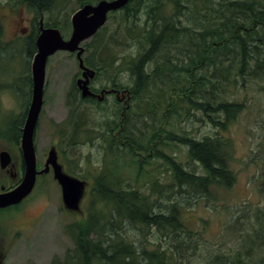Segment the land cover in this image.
<instances>
[{
	"label": "trees",
	"instance_id": "1",
	"mask_svg": "<svg viewBox=\"0 0 264 264\" xmlns=\"http://www.w3.org/2000/svg\"><path fill=\"white\" fill-rule=\"evenodd\" d=\"M67 1L23 0V3L36 13L58 6V15ZM98 1L75 0L77 9ZM142 9L146 10L144 21L123 29L128 39H136L139 44L135 55L119 59V64L130 74L131 84L122 87L110 77L109 85L102 86L130 91L132 106L122 117V123L125 120L120 134L124 156L118 165L122 166L123 176L115 173L118 165L101 170V166L91 164L88 158L87 165L95 176L91 181L86 218L65 228L79 264H183L191 231L179 221L183 205L175 196L165 199L168 198L163 197L167 195L165 191L174 184L178 190L175 194L179 196L197 193L208 197L211 188L229 189L236 176L229 169L228 160L232 155L229 139L217 134L198 140L178 130L174 121L167 123V120L177 122V118L184 115L196 120L205 117L223 132L243 107L237 97L238 87L243 89L247 84L260 83L259 91L264 90V0H128L122 9L110 13L108 20L112 18L125 25ZM44 24L62 29L61 25H48L45 21ZM104 31L105 28H101L86 43L87 53L97 48L95 44H103ZM35 38L33 32L26 40L30 54L35 52ZM96 52L93 49L91 55L95 56ZM94 56V62L83 58L87 66L97 71L98 77L99 70L109 71V67L98 69L96 62L103 64L104 60ZM27 80L30 87V79ZM77 93L72 82L65 98L67 115L55 126L70 145L78 144L82 134H89L83 127V112L79 114L74 105L82 100ZM26 111L18 120H10L8 127L13 136L8 139L19 137ZM133 114L137 120L132 121ZM148 114L153 119L148 121ZM138 124L147 131L143 133ZM93 135L96 138L97 134ZM180 145L187 147V158L195 165L191 171L185 170L174 154L163 150L167 147L177 150ZM148 150L153 151L155 160L167 167L171 174L169 182L161 183L160 176L146 181V174L150 173L140 165L135 152ZM106 153L110 154L107 164L111 160L120 161L115 160L117 155L114 158L113 152ZM95 166L98 167L94 169ZM197 168H201V174L196 173ZM166 200L168 204L163 202ZM166 208L168 212L162 211ZM239 222V219L233 221ZM130 228L140 231L141 239L134 241L129 237L126 232ZM155 230L158 240L142 239L149 233L154 236ZM241 233L242 229L239 235ZM252 245L254 252L250 253L243 245L237 246L235 253L215 254L207 264H264L261 257L251 259L264 249V239Z\"/></svg>",
	"mask_w": 264,
	"mask_h": 264
},
{
	"label": "rangeland",
	"instance_id": "2",
	"mask_svg": "<svg viewBox=\"0 0 264 264\" xmlns=\"http://www.w3.org/2000/svg\"><path fill=\"white\" fill-rule=\"evenodd\" d=\"M56 7L41 14L28 8L23 0H0V152L13 154V147L4 139L12 133L8 124L10 120L11 122L18 120L30 103L31 92L28 96L27 78L30 77V64L34 52L32 54L28 52L27 38L35 33L40 18L48 25H61L62 29L59 30L65 39L70 35V17L77 9L76 2L67 1L66 7L58 12V15L56 14L58 6ZM145 11L139 10L138 15L129 19L125 25L112 18L110 21L107 20L104 25L103 44H95L97 48L89 49L88 53L85 50L83 57H88L91 62H94L92 50L98 51L94 57L104 60L103 64L96 62L98 69L109 67V71L99 70L100 75L92 79V85L98 88L108 86L107 81L110 77L122 87L131 84L130 74L125 66L119 64V59L135 55L139 44L136 39H128L123 29L142 23L146 18ZM89 41L90 39L86 40L82 45L85 46ZM79 72L74 54L58 52L47 61L43 103L34 139L37 167H43L47 153L54 144L66 142L57 133L55 126L61 124L67 115L65 98L71 83L81 78ZM258 84H247L243 89L237 86L239 89L237 97L243 107L235 121L227 125L223 132L210 124L205 117L203 120H196L190 118L191 115H184L182 118L176 116L177 122L171 118L167 120V123L174 121L180 128L178 130L186 131L190 137L198 140L217 134L229 139L232 149L231 158L228 160L229 169L236 176L235 183L229 189L211 188V196L208 197H200L197 193L179 196L175 194L178 190L174 184H170L169 189L165 191L167 195L163 197H168L165 199L170 200L175 196L183 205L180 206L179 221L191 231L189 242L186 244L189 248L183 254L186 256L184 260L182 259L183 264H207L213 255L218 253L231 255L238 249L237 246L241 245L251 253L256 251H252V243L264 239V90L259 91ZM172 96L169 95L174 103ZM81 101H76L74 105L79 109V114L83 112L82 115L85 117L83 127L89 134H82L80 142L70 146L69 152L67 146H58L59 152L63 151L64 155L65 169L64 167V170L62 169L64 173L86 182V190L79 209L70 212L64 208L60 187L53 179L52 173L40 177L31 195L17 210L0 211L1 264H52L53 260L56 264H79L73 256L74 245L65 233V228L86 218V210L91 201V181L95 176L87 165V159L89 158L91 164L101 166V170L122 163L123 141L115 140L114 133L118 121L116 123L113 121L126 114L128 110L123 108L120 116V107H116L113 98L109 99L106 105H89ZM131 101L129 100V103ZM125 103L124 97L123 106ZM134 115L132 121L136 119ZM148 115V121L149 118L153 119L151 114ZM139 127L143 133L147 131L144 126ZM90 131L97 134L96 138ZM90 137L93 138L92 141L88 140ZM163 150L168 154H174L185 170L191 171L195 166L187 158L186 146L180 145L173 151L169 147ZM106 151L113 152L114 158L117 155L115 160L120 161L114 163L111 160L107 164L110 154ZM116 152H120L119 155L115 154ZM135 156L140 165H144L145 170L150 173L146 174V181L160 176L161 183L169 182L170 172L154 159L153 151L135 152ZM121 167V164L116 167L117 176H123ZM196 173L201 174V168H197ZM0 184H5L6 187L14 185L6 175L0 176ZM163 202L169 203L167 200ZM162 211L168 212V209ZM236 219L240 222L233 223ZM241 229L242 233L239 235ZM126 234L134 241L141 239L140 231L135 229H128ZM154 236L149 233L142 239L145 238L149 242L158 240L159 234L156 230ZM258 257L264 261V249L260 250L258 255L251 256V259L255 261Z\"/></svg>",
	"mask_w": 264,
	"mask_h": 264
},
{
	"label": "water",
	"instance_id": "3",
	"mask_svg": "<svg viewBox=\"0 0 264 264\" xmlns=\"http://www.w3.org/2000/svg\"><path fill=\"white\" fill-rule=\"evenodd\" d=\"M127 2L128 0H101L94 5H84L75 11L70 18L71 34L68 39H63L56 28H44L42 21H39V34L35 40L36 53L32 58L30 67L32 82L31 100L23 127L21 128L20 149L23 153L25 171L18 186L0 194V209L22 202L31 193L36 176L47 173L50 166L53 178L60 187L64 208L70 212L78 211L80 201L86 190V182L63 172L62 167L56 162L54 149H51L49 152L45 161V168L39 172L36 171L33 133L36 129L43 103L46 62L50 56L58 51L76 53L78 68L82 71L81 78L76 80V86L80 91L81 97L97 98L101 101L104 94H108L111 91L102 90L100 94H94L90 91L89 82L95 77V71L84 66L81 57L84 48L81 44L91 39L106 24L108 13L120 10ZM122 93L123 95H127L128 91L124 90ZM9 158L7 152L0 154L2 168L9 165Z\"/></svg>",
	"mask_w": 264,
	"mask_h": 264
},
{
	"label": "flooded vegetation",
	"instance_id": "4",
	"mask_svg": "<svg viewBox=\"0 0 264 264\" xmlns=\"http://www.w3.org/2000/svg\"><path fill=\"white\" fill-rule=\"evenodd\" d=\"M42 14V13H41ZM35 33H36V37H37V35L39 34V26H37L36 28H35ZM32 35H33V33H32ZM31 35V36H32ZM28 39V38H27ZM36 39V38H35ZM34 45H35V41H34ZM62 52H64V51H62ZM86 52V51H85ZM85 52H84V54H85ZM35 53H36V46H35V52H34V54H33V56L35 55ZM58 53V52H57ZM64 53H67V52H64ZM56 54V53H55ZM54 54V55H55ZM69 54V53H68ZM83 54V55H84ZM70 55H73V54H70ZM53 56V55H52ZM52 56H50V57H52ZM49 57V58H50ZM74 57H75V54H74ZM33 58V57H32ZM48 58V59H49ZM48 59H47V61H48ZM47 63V62H46ZM47 65V64H46ZM85 66L86 67H89V66H87L86 64H85ZM89 68H91V67H89ZM95 70V69H94ZM96 71V70H95ZM79 76H81V71L79 72ZM97 77V71H96V75H95V77L94 78H96ZM29 79H30V87H29V90H28V96H29V92H31L32 91V82H31V78L30 77H28ZM27 78V79H28ZM76 80L77 79H75V85H76ZM91 81L92 80H90V82H89V88H90V90L94 93V94H100L101 92H102V90H107V91H111L110 93H108V94H104V96H103V98H102V100L100 101V100H98L97 98H85V99H87L86 100V102H84V103H87V104H92V105H97V104H99V105H106L107 103H108V100L109 99H111V98H113L114 99V102L117 104L116 105V107H120V116L122 115V112H123V108H124V106H123V98H124V95H123V93H122V91H123V89L122 88H120V89H118L117 87H95L94 85H92L91 84ZM77 87V86H76ZM77 90H78V88H77ZM128 90V89H127ZM78 93H79V97L81 98V95H80V92H79V90H78ZM78 95V94H77ZM29 98H31V96L29 97ZM82 99V98H81ZM128 99L129 100H131L130 99V91H128V96H127V101H128ZM83 100V99H82ZM89 101H92V102H90L89 103ZM127 101H126V108H128V110H130V108H131V106H132V103H129V105H127ZM28 109V108H27ZM26 114H27V111H26ZM26 114H25V117H26ZM122 117H123V115L120 117V118H116L115 119V123L118 121V123H117V126H116V128H115V133H114V136H115V140L117 141V140H121V136H120V134L122 133ZM24 120H25V118H24ZM24 120H23V122H24ZM23 125V124H22ZM20 130V132H19V137L16 139V140H14L15 138L13 137V138H10V139H8L7 137L5 138L4 137V139H6L7 141H9V142H7L9 145H11L12 147H13V154L11 155L9 152H8V155H9V159H10V163H9V165L8 166H6L5 168H2L1 167V164H0V176L2 177L3 175H6L7 176V178L8 179H10L11 181H13V186L12 187H6L5 186V184H0V194L1 193H4V192H7V191H10V190H12L13 188H15L16 186H18L19 185V183L21 182V180H22V177H23V174H24V171H25V166H24V158H23V153L21 152V149H20V146H21V143H20V139H21V129H19ZM35 132H36V129H35V131H34V133H33V149H34V155H35V158H36V171H41V170H43L44 168H45V162H44V164H43V167H37V156H36V150H35V147H34V139H35ZM13 136V134H10V135H8V137H12ZM60 145H62V146H67L66 147V149L68 150V152H69V150H70V146H74V145H70L68 142H64V143H56V144H54V146L51 148V149H54V151H55V156H56V162H57V164L58 165H61L62 166V169H63V167H64V169H65V162H64V155H62V153H63V151H62V153L61 152H59V149H58V146H60ZM50 149V150H51ZM50 150L48 151V155H49V152H50ZM3 152H6V151H1L0 152V154L1 153H3ZM48 155H47V157H48ZM47 159V158H46ZM46 161V160H45ZM63 169V170H64ZM50 173H53L52 172V170H51V167L49 166V171L47 172V173H44V174H39V175H37L36 176V182H35V185H34V188H35V186L37 185L36 183L38 182V179L41 177H44V176H49L50 175ZM52 176H53V174H52ZM54 179V178H53ZM4 181H5V178H4ZM34 188H33V190H34ZM32 190V191H33ZM32 193V192H31ZM31 195V194H30ZM29 195V196H30ZM28 196V197H29ZM27 197V198H28ZM26 198V199H27ZM26 199H24L22 202H20L19 204H17V205H14V206H10V207H7V208H4V209H0V211H7V210H17L21 205H22V203L26 200Z\"/></svg>",
	"mask_w": 264,
	"mask_h": 264
},
{
	"label": "bare ground",
	"instance_id": "5",
	"mask_svg": "<svg viewBox=\"0 0 264 264\" xmlns=\"http://www.w3.org/2000/svg\"><path fill=\"white\" fill-rule=\"evenodd\" d=\"M155 69V68H154ZM160 70V69H159Z\"/></svg>",
	"mask_w": 264,
	"mask_h": 264
}]
</instances>
